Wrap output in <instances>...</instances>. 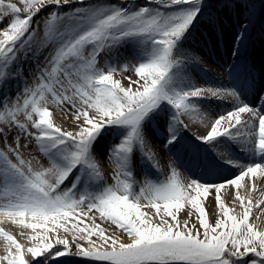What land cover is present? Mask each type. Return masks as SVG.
<instances>
[{"label": "snow or ice", "instance_id": "6c2138e0", "mask_svg": "<svg viewBox=\"0 0 264 264\" xmlns=\"http://www.w3.org/2000/svg\"><path fill=\"white\" fill-rule=\"evenodd\" d=\"M216 3L248 13L233 39L237 68L254 5ZM208 8L207 0H0V220L27 241L0 228V264H264V82L246 64L236 74L249 100L236 84L192 78L204 60L185 44ZM214 103L227 107L217 113ZM57 111L69 128L56 124ZM185 118H198L204 133H190ZM153 121L169 157L163 179L151 178L161 168L147 134ZM109 133L117 142L98 152ZM137 153L149 169L142 183ZM225 166L236 170L231 178L220 175Z\"/></svg>", "mask_w": 264, "mask_h": 264}, {"label": "bare ground", "instance_id": "6f19581e", "mask_svg": "<svg viewBox=\"0 0 264 264\" xmlns=\"http://www.w3.org/2000/svg\"><path fill=\"white\" fill-rule=\"evenodd\" d=\"M101 1V0H98ZM113 1V0H105ZM123 1V0H121ZM125 3H132L138 0H124ZM145 0H139V2H144ZM12 2H17V0H12ZM209 8L206 10L205 15L200 18V21L197 23L195 29L193 30L194 38L189 39L185 44L186 48H191L195 55L202 57L204 63L197 67L194 71H191L192 78L198 84L211 83V84H223L227 86V76H234L238 73H243L244 65H247L248 70L254 72L253 75L261 79V82H264V4L261 10H253V18L250 24H247V52L248 56L246 60H242L241 64L237 68H233L232 65L236 64L235 58L232 56L233 48V39L236 33L241 30L242 21L246 22L248 13L245 12L243 17H240L237 14L235 8L229 7L226 11L222 8L221 4L216 3V0H207ZM257 2L261 0H252V4L257 6ZM264 3V2H263ZM260 5V4H259ZM258 5V6H259ZM71 7H65L63 11H70ZM255 11V12H254ZM209 13L211 14L214 27H209ZM219 16V19L216 20V17ZM259 23V24H258ZM107 60L106 56L101 58V63H104ZM204 69V71H201ZM231 73V75H230ZM116 78H120L117 76ZM242 77L237 80V83L241 82ZM246 86L244 85L243 88ZM227 105L221 104L217 106L215 103L212 105L213 109H216V112L223 111ZM57 125H60L65 128H69L71 125V120L65 116H58ZM185 122L190 124V133L192 134H203L205 128L200 124L198 118H194L192 121H189L188 118H185ZM157 130V124L155 121L150 126L149 131L147 132L148 138L155 147L157 151L158 158L160 160L161 168L159 170H151V178L153 179H163L169 174V157L165 151L161 149L159 144L161 141L153 135ZM160 130L163 131V125L160 126ZM147 131V130H146ZM188 139V137H186ZM117 142L114 134L106 135L104 141H101L100 145L97 148L98 152L104 151L110 144ZM242 159H244L242 157ZM113 166L110 163L105 164V180L106 183H114L112 180V171ZM183 173L184 170L180 169ZM236 170L231 168L227 170L226 177L231 178L233 173ZM149 172V169L145 168L139 162V154H136V163L134 164V175L137 182L142 183L145 175ZM139 191V186L136 188ZM235 190L228 188L225 190L224 199L225 202L232 206V199L234 197ZM255 198H261V193L256 192ZM209 206V212L212 213L210 221L214 222L216 208L214 206V194L213 197L207 201ZM145 211H153L150 208L144 209ZM237 206L236 211H239ZM186 218V215L182 214L180 216L181 221ZM255 220V217H252ZM192 223H198L193 217ZM264 227V224L261 225ZM0 228H3L5 231H8L16 236V238L24 244H27V241L19 235L20 228L17 225H13L11 221L0 220ZM27 231V230H25ZM126 239V237H124ZM5 241L3 236H0V255L4 254V245Z\"/></svg>", "mask_w": 264, "mask_h": 264}, {"label": "rangeland", "instance_id": "374dc122", "mask_svg": "<svg viewBox=\"0 0 264 264\" xmlns=\"http://www.w3.org/2000/svg\"><path fill=\"white\" fill-rule=\"evenodd\" d=\"M262 1H264V0H262ZM98 2H102V3H118V4H119V3H125L124 0H123V1H121V0H113V1H105V0H101V1H98ZM143 3H144V2H138V1L133 2V4H135V5H139V4H143ZM257 3H258V2H257ZM259 3H261V2H259ZM259 3H258V4H259ZM262 4H263V2H262ZM262 4H261V5H262ZM69 7H72V6H68V8H69ZM253 9H256V7H254ZM46 11H47V10H46ZM46 11H42L41 14H40L39 16L35 17L33 23L35 24V22H36L37 20H41V19L46 15ZM6 23H7V20L4 21V24H0V28H3V27L6 25ZM40 38H41V39L43 38L42 31H41V33H40ZM45 54H47V52H45ZM24 67H25V78L29 81V83H31V81H32V77L29 75V72H28L29 65H25ZM23 87H24L23 82H21V83H20V90H22ZM16 93H17V84H16L15 81H13V82H12V85H11V89H10V91L8 92V95L12 98V100H15ZM58 116H63V115H62L59 111H57V112L54 114V118H55V122H56V124H57V119H56V117L58 118ZM24 142H26V141H24V140L22 139V143H24ZM41 159H42V162L46 164V158L41 157ZM111 171H112V169H111ZM105 227H107V225H105ZM108 231L111 232L112 229L109 228ZM117 234H118V233H117ZM68 264H79V262L76 261V258H72V259L68 262Z\"/></svg>", "mask_w": 264, "mask_h": 264}]
</instances>
